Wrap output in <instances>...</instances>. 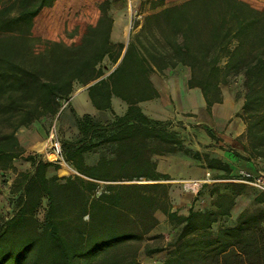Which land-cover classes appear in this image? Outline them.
Instances as JSON below:
<instances>
[{"label": "trees", "instance_id": "16d2710c", "mask_svg": "<svg viewBox=\"0 0 264 264\" xmlns=\"http://www.w3.org/2000/svg\"><path fill=\"white\" fill-rule=\"evenodd\" d=\"M115 1L0 0V173H16L15 213L0 216V264H141V244L159 223L157 211L176 227L166 246L144 247L148 257L167 252L160 264H264V209L244 211L235 225L222 222L246 185L206 184L195 196L216 187V209L190 208L188 215L173 209L171 178L157 171L154 156L190 151L170 122L149 118L138 105L159 97L155 72L189 68L188 87L202 91L209 111L223 101L222 85L243 77L237 116L246 125L244 150L264 158V0H151L152 13L128 44L110 38ZM77 82L88 87L97 109L113 112V97L128 109L109 122L72 109L79 137L61 143L83 177L49 176V168L59 166L24 156L17 132L59 117ZM105 146L113 147L110 155L86 162ZM21 158L32 172L17 171ZM205 160L224 170L216 178H230L228 166Z\"/></svg>", "mask_w": 264, "mask_h": 264}, {"label": "crops", "instance_id": "0c3cea01", "mask_svg": "<svg viewBox=\"0 0 264 264\" xmlns=\"http://www.w3.org/2000/svg\"><path fill=\"white\" fill-rule=\"evenodd\" d=\"M150 1L119 0L111 4L109 13L113 18V27L110 38L113 43L128 44L133 32L142 27L145 16L152 13ZM189 78L190 70L183 66L174 70L167 69L163 73L151 74V80L159 91V97L138 104L142 112L149 118L170 122L172 129L176 130L182 138L185 148L190 151L189 154L175 152L154 156L157 171L171 178L170 199L173 209L178 210L182 215H188L190 208L202 211L216 209L213 205V201L217 198L216 193L213 192L216 187L205 186L197 200V197L191 192L185 191L182 185L184 180L204 177L209 169L214 174L224 173L222 169L209 168L205 160L206 155L210 159L219 160L228 166L231 175L237 174L243 169L256 171L257 164H264V158L250 157L244 150L246 125L237 116L241 112L244 99L236 101L234 95L227 94L222 88L223 101L213 104L209 111L202 91L197 87H188ZM112 107L113 112L97 109L90 99L88 87L77 82L74 84L70 98L65 100V104L63 103L61 106L57 121L59 131L64 136L70 137L68 138L70 140L79 137L76 117L72 109L79 117L90 115L102 122L112 121L115 114L123 115L128 109V105L117 97L112 98ZM17 136L23 147L24 143L21 137L18 134ZM195 153H199L201 157H195ZM31 155H36V152H31ZM96 157L95 155L92 158V153L87 154L86 162L95 164L98 160ZM51 169L53 167L49 168V172ZM219 188L222 192H231L229 185H221ZM257 197L264 198V193L245 187L244 191L236 196L229 217H224L222 222L227 225H235L238 217L244 211L264 209V201L258 202ZM155 215L159 223L151 233L166 234L167 231L164 228L166 224L175 227L161 211H157ZM262 225L264 226V221Z\"/></svg>", "mask_w": 264, "mask_h": 264}, {"label": "rangeland", "instance_id": "374dc122", "mask_svg": "<svg viewBox=\"0 0 264 264\" xmlns=\"http://www.w3.org/2000/svg\"><path fill=\"white\" fill-rule=\"evenodd\" d=\"M103 67L107 72H109L111 69V64L108 61H104ZM222 88L226 91L227 94L234 95L236 101L239 99L240 100L244 99L243 77L236 78L232 83L228 85H222ZM63 103L65 104V101L62 102V104ZM58 120L59 118L57 116L45 117L39 120H35L28 127L23 126L18 130L17 134L21 137V140L24 143L23 149L26 152L24 156L30 155L31 152H36L35 156L38 159L42 158L44 143L48 137L49 131L53 124H56L57 135L61 142L65 140H70L68 139L70 137L64 136L59 131L58 122H57ZM112 152H113L112 146H105L97 149L94 152V154L92 153V158H94L95 155L97 156L96 158H98L102 154L110 155ZM15 162L16 164L14 165L18 172L33 171L30 162H27L22 158L17 159ZM48 174L49 176H53V175L66 176L65 171L61 167L58 168L53 167V169H51V171L48 172ZM15 177H16V173L14 171H7L6 175L5 173L2 172L0 173V216L5 219L11 217L15 213V207L13 203L10 202V199L12 198L10 189ZM46 208H47V201L44 200L42 206L37 211V216L40 222L44 221ZM164 228L167 231L166 234L154 232L149 234L142 242L141 244L142 248L138 254V261L141 264H160L167 257L166 251L159 254H155L151 257L146 256L144 252V247L146 244H159L161 246H166V244L171 240L169 239L171 238L169 236L174 235L176 227H170L168 224H166ZM156 235H161L163 237L158 239H152Z\"/></svg>", "mask_w": 264, "mask_h": 264}, {"label": "built area", "instance_id": "2783aa9c", "mask_svg": "<svg viewBox=\"0 0 264 264\" xmlns=\"http://www.w3.org/2000/svg\"><path fill=\"white\" fill-rule=\"evenodd\" d=\"M42 158L61 167L68 177H83L82 174L65 159L62 143L57 135L56 124L52 125L48 137L44 143ZM257 165L256 171L243 169L237 174H232L228 179L216 178L211 170H207L204 177L194 180H184L182 185L185 191L191 192L194 195L198 194L201 188L206 184L221 182H236L244 184L247 187L264 193V164ZM170 181L171 180H169V182Z\"/></svg>", "mask_w": 264, "mask_h": 264}]
</instances>
